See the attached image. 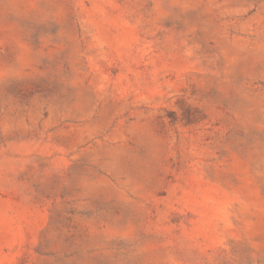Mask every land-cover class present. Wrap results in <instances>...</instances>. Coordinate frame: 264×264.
Segmentation results:
<instances>
[{
  "label": "rangeland",
  "instance_id": "obj_1",
  "mask_svg": "<svg viewBox=\"0 0 264 264\" xmlns=\"http://www.w3.org/2000/svg\"><path fill=\"white\" fill-rule=\"evenodd\" d=\"M0 264H264V0H0Z\"/></svg>",
  "mask_w": 264,
  "mask_h": 264
}]
</instances>
